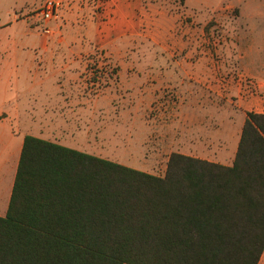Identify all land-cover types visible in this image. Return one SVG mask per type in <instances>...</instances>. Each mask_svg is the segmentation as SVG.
<instances>
[{
	"label": "crops",
	"instance_id": "obj_1",
	"mask_svg": "<svg viewBox=\"0 0 264 264\" xmlns=\"http://www.w3.org/2000/svg\"><path fill=\"white\" fill-rule=\"evenodd\" d=\"M33 1L35 5L37 0ZM180 1L200 26L188 25L180 15L169 14L167 0H112L107 19L96 12L95 0H65L48 36L31 28L28 13L3 26L0 217L8 212L26 136L129 167L119 161L124 160L119 151L116 159L104 155L103 114L98 109L101 95L89 100L86 93L83 73L87 57L98 52L113 56L116 81L130 97L147 103L159 98L168 104V115H162L165 123L154 143L167 148L169 157L179 153L233 166L249 113L241 106L252 101V93L244 75L231 72L264 70L257 64L263 43L255 31L243 29V0ZM235 7L239 15L232 21L230 14ZM211 24L223 30L217 42L208 31ZM236 24L241 25V31L233 28ZM141 49L144 58L137 61L134 55ZM217 54L228 55V59L217 61ZM235 97L238 105L233 104ZM89 102L94 104L91 111ZM260 103L263 101L256 99V105ZM259 107L264 108L262 104ZM132 117L129 115L128 120ZM133 118L139 117L135 114ZM127 123L135 125L133 121ZM131 140L129 135L124 150H134ZM110 143L125 144L118 133Z\"/></svg>",
	"mask_w": 264,
	"mask_h": 264
},
{
	"label": "trees",
	"instance_id": "obj_2",
	"mask_svg": "<svg viewBox=\"0 0 264 264\" xmlns=\"http://www.w3.org/2000/svg\"><path fill=\"white\" fill-rule=\"evenodd\" d=\"M247 115L233 166L173 153L162 177L26 136L0 264H259L264 113Z\"/></svg>",
	"mask_w": 264,
	"mask_h": 264
},
{
	"label": "rangeland",
	"instance_id": "obj_3",
	"mask_svg": "<svg viewBox=\"0 0 264 264\" xmlns=\"http://www.w3.org/2000/svg\"><path fill=\"white\" fill-rule=\"evenodd\" d=\"M43 1L37 0L34 5L33 0H0V30H2L3 26L9 25L15 19L22 18L24 17L23 15H27L28 13L30 16L28 21L31 24V28L43 34L41 23L37 20L35 13H29L30 10L39 8ZM182 5L183 2L180 0H167L166 9L171 15H180L182 17L181 21H185L188 25L200 26L201 24L193 21L191 16L185 12ZM242 9L244 11L245 22L247 23L244 24V21L241 23L244 31H255V36L259 37V42L262 41L263 43L261 46L262 53L258 56L260 62L258 61L257 64L264 67V0H243ZM230 15L233 21L234 17L239 15V8H233ZM174 25L176 26V24ZM240 27L241 25L239 24L233 26L237 31H241ZM208 31L213 34L216 42L223 35L222 28H215L212 24L208 26ZM241 34L243 35V31ZM143 46L145 44L141 41L140 47L144 48ZM142 50L144 49H141V51H138L134 55L137 61H143L144 55ZM112 57V55L106 54L105 52H98L95 55L88 56L87 70L83 73L84 81L87 82L86 93L89 100H96L101 97L98 100V109L102 110L103 114L102 121L105 132L103 153L111 159H116L119 151L120 155L124 157V160H119L120 162L127 163L130 168L162 177L166 172L169 151L164 146L154 143V140H157L156 135L163 128V123H165L162 115H168V110H166L168 104H164L163 100L159 98L155 99L152 103H147L144 100L138 101L137 97H130V94L125 92L123 86L120 87L116 81L117 70ZM120 57L123 58V56ZM124 57L127 60L128 56ZM192 57L190 60L193 61L194 58ZM252 57L256 58V53ZM215 59L222 61L223 59H228V55L217 54ZM232 73L236 76L243 74L245 82L251 86L250 91L252 96L249 97V100L252 101L242 104L241 109L248 110V112L263 113L264 108H260L259 105L262 104V107H264V70L232 71ZM111 86H113V89L110 88ZM103 93L107 96L102 97ZM98 95L101 96L98 97ZM256 99L259 102L263 101V103L256 105ZM235 101L236 97L233 98V104L238 105L239 103ZM92 108H94V104L89 102V111ZM130 113L133 117L136 114V117L140 119H134L132 117V120H128V116L131 115ZM117 114L120 115L119 118ZM90 120L91 118L89 116ZM128 121H133L135 125L132 127L127 123ZM117 123L121 124L118 128L116 127ZM116 133L120 135L121 140L125 143L124 145L118 143L111 145L110 139ZM129 135L133 138L131 140V148L134 150H124L127 147L126 143ZM115 146H118L119 150L117 148L115 149ZM154 146L156 148L153 149ZM142 148L143 150H141ZM157 149L158 151L156 152L152 151ZM259 264H264V254Z\"/></svg>",
	"mask_w": 264,
	"mask_h": 264
},
{
	"label": "built area",
	"instance_id": "obj_4",
	"mask_svg": "<svg viewBox=\"0 0 264 264\" xmlns=\"http://www.w3.org/2000/svg\"><path fill=\"white\" fill-rule=\"evenodd\" d=\"M65 0H44L39 8L29 11L35 13L37 20L41 23V30L44 35L52 34L51 23L60 18L64 8ZM95 10L103 19L109 16L108 10L113 7L112 0H95Z\"/></svg>",
	"mask_w": 264,
	"mask_h": 264
}]
</instances>
